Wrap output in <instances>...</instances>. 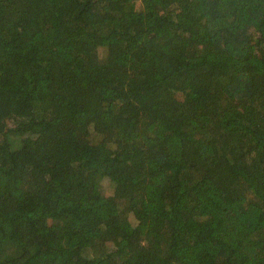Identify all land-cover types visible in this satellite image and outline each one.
I'll return each instance as SVG.
<instances>
[{
	"label": "trees",
	"instance_id": "trees-1",
	"mask_svg": "<svg viewBox=\"0 0 264 264\" xmlns=\"http://www.w3.org/2000/svg\"><path fill=\"white\" fill-rule=\"evenodd\" d=\"M0 264H264V0H0Z\"/></svg>",
	"mask_w": 264,
	"mask_h": 264
},
{
	"label": "rangeland",
	"instance_id": "rangeland-1",
	"mask_svg": "<svg viewBox=\"0 0 264 264\" xmlns=\"http://www.w3.org/2000/svg\"><path fill=\"white\" fill-rule=\"evenodd\" d=\"M105 188H106V192H108L110 194L112 189L111 188L108 189V185H106Z\"/></svg>",
	"mask_w": 264,
	"mask_h": 264
}]
</instances>
